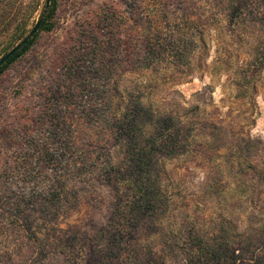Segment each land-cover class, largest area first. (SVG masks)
<instances>
[{
	"label": "rangeland",
	"instance_id": "obj_1",
	"mask_svg": "<svg viewBox=\"0 0 264 264\" xmlns=\"http://www.w3.org/2000/svg\"><path fill=\"white\" fill-rule=\"evenodd\" d=\"M53 1L51 30H39L0 75V264H192L191 251L204 245L214 251L208 264H264V0H166L155 19L140 15L154 0ZM44 5L0 1V58ZM5 10L15 14L9 30L1 26ZM151 27L162 39L181 28L193 50L182 59L162 52L155 69L133 67V55L160 51L151 40L131 44L133 32ZM138 102L141 119L152 110L158 120L150 136L161 138L156 153L175 155L163 167L151 161L150 179L164 186L171 207L156 223L128 218L121 234L114 213L129 189L103 171V159L132 142L121 147L113 126L105 132L87 122ZM78 138L99 156L94 175L70 179L62 206L43 210L21 199L45 191L54 163L44 154L66 141L78 146ZM17 157L35 163L40 187L22 179ZM17 201L27 225L13 219Z\"/></svg>",
	"mask_w": 264,
	"mask_h": 264
},
{
	"label": "trees",
	"instance_id": "obj_2",
	"mask_svg": "<svg viewBox=\"0 0 264 264\" xmlns=\"http://www.w3.org/2000/svg\"><path fill=\"white\" fill-rule=\"evenodd\" d=\"M3 2V0H0ZM153 5L151 6L149 11L141 16H145L155 19L158 15V12L161 11L163 6H167L166 0H154ZM132 0V4H133ZM135 6V5H134ZM137 7V6H135ZM55 12V2L50 0L48 9L46 10L43 21L39 27L40 31L48 32L51 30L50 21L53 18ZM15 14L12 11L5 10V15H3L2 21V30H9L14 23ZM152 19V21H154ZM25 23L17 24L14 34H22ZM151 21L148 22L150 24ZM151 26V25H150ZM175 28V27H174ZM36 34L24 45L21 49H19L5 64L0 67V75L17 59L23 56L33 44L34 37ZM167 29V34L170 37L168 38H160L158 33L154 31L151 27L149 30H136L130 36V41L133 47L139 48L144 40L155 41L157 47L160 49L159 53L155 50L157 48H152L146 55L143 57L142 55L135 54L130 59V64L135 68L140 69H152L157 68L160 62L158 60H162L163 55L162 52H166L167 55L170 52H174V56L176 58H184L186 56L187 51L193 50L194 39H186V35L181 34L182 29L177 27V30ZM147 37V38H146ZM23 39V38H22ZM21 39V40H22ZM167 39L170 41L167 42ZM20 40V41H21ZM162 40V42L160 41ZM192 41V42H191ZM188 66V64H187ZM140 105H136L132 109H121L117 108L111 112V117L108 119L100 121L99 117L94 121L89 120L87 123L91 126H97L101 129V131L110 130L113 126L115 130L116 141L121 146L125 141L131 140L130 148L124 152L122 151L120 155L116 158H111L108 156L107 159L104 160L103 171L113 177V180L118 184H122L121 186H127L129 191L122 196L121 203L118 204L116 208V212L114 213L113 226L114 229H118L119 233H127L126 220L130 217H136V215L148 216L150 222L156 223V221H160L159 218L165 217L166 214H169L168 211L171 207L170 204V196L167 195V191L164 190V186L160 184L156 179L151 180L153 169L151 167V161H153L154 156L155 161L152 163H156L158 167H163L165 161L171 158H175L174 153L167 155L161 151V153H156L158 146L161 144L159 141L161 138H151L154 134V126L158 120L153 115L154 112L152 110L147 114H145L146 118H143L144 115H141L140 110L137 108ZM143 120V121H142ZM96 123V124H94ZM96 127V128H97ZM153 127V128H152ZM143 137L138 141H135V138ZM164 137H168L172 140H176L178 137L174 133L169 131H165L163 134ZM87 143L91 140V137L84 138ZM30 146L34 143L35 139L29 137V139H25ZM82 140V139H81ZM80 138H78V146L72 145L75 144L71 141H66L63 148L60 151H50L46 152L43 156L44 159H47L52 162L53 166L51 170L53 171V175L48 177L43 184L45 191H37L34 192L29 199L20 196V198H24L26 201L33 204V202L39 201L43 204V210H47L51 207H55L58 204L61 205L62 199L64 198L65 187L70 179L74 178H83L86 176H93L97 170L96 160L98 159V155H95V151L85 147V144L82 143ZM122 147V146H121ZM122 150V149H121ZM35 151L32 152L34 155ZM42 154V153H40ZM159 154V155H158ZM161 154V155H160ZM95 155V157H94ZM19 159V160H18ZM17 165L18 172H21L22 179H26L25 181L30 183H38V173L37 167L35 163H27L26 157L21 159L17 157ZM26 161V163H25ZM25 164H28L26 166ZM162 170V168H160ZM105 173V174H106ZM13 175V174H12ZM18 178V177H17ZM19 179V178H18ZM21 180V179H19ZM22 182V181H21ZM37 185V184H36ZM37 187H40L37 185ZM33 200V201H32ZM16 209L14 210L15 215L13 216L14 221L19 224L28 223V215L26 214L25 208L23 207L21 201H17L15 203ZM30 206V205H29ZM20 219L23 221L21 222ZM27 220V221H26ZM138 222L137 224H139ZM24 225V224H23ZM138 227V225H136ZM29 231V229H28ZM115 237V235L113 236ZM137 236L131 238V241L134 244H138ZM36 240V238H34ZM214 251L210 246H202L198 247L194 251H191V261L192 264H208L211 258L214 256ZM236 255H233V258ZM225 264H232V259L224 260ZM223 263V262H222Z\"/></svg>",
	"mask_w": 264,
	"mask_h": 264
},
{
	"label": "water",
	"instance_id": "obj_3",
	"mask_svg": "<svg viewBox=\"0 0 264 264\" xmlns=\"http://www.w3.org/2000/svg\"><path fill=\"white\" fill-rule=\"evenodd\" d=\"M50 0H45V5L43 12L41 13L39 19L37 20V23L34 24L32 29L29 31L27 35L23 37L21 41H19L14 47H12L7 53H5L2 58H0V67L5 64L19 49H21L26 43L36 34V32L39 30V27L43 21V18L45 16L46 10L48 9Z\"/></svg>",
	"mask_w": 264,
	"mask_h": 264
}]
</instances>
